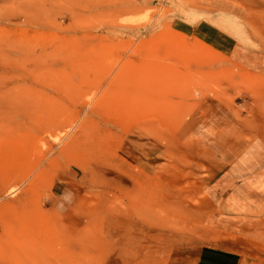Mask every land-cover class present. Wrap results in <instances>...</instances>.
<instances>
[{"label":"rangeland","instance_id":"rangeland-1","mask_svg":"<svg viewBox=\"0 0 264 264\" xmlns=\"http://www.w3.org/2000/svg\"><path fill=\"white\" fill-rule=\"evenodd\" d=\"M0 264H264V0H0Z\"/></svg>","mask_w":264,"mask_h":264},{"label":"bare ground","instance_id":"bare-ground-1","mask_svg":"<svg viewBox=\"0 0 264 264\" xmlns=\"http://www.w3.org/2000/svg\"><path fill=\"white\" fill-rule=\"evenodd\" d=\"M206 20L210 22L212 25L222 30L223 32L230 33L234 25L228 21H213L209 16L206 15Z\"/></svg>","mask_w":264,"mask_h":264}]
</instances>
